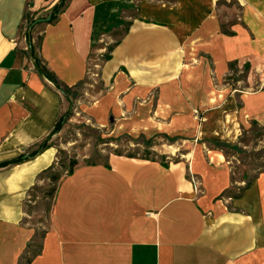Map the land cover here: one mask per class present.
Here are the masks:
<instances>
[{"label": "crops", "instance_id": "1", "mask_svg": "<svg viewBox=\"0 0 264 264\" xmlns=\"http://www.w3.org/2000/svg\"><path fill=\"white\" fill-rule=\"evenodd\" d=\"M57 1L0 0V264H264V170L234 179L224 151L264 125V0H64L29 24ZM103 42L84 113L153 156L65 172L39 235L25 199L55 149L31 153Z\"/></svg>", "mask_w": 264, "mask_h": 264}, {"label": "rangeland", "instance_id": "2", "mask_svg": "<svg viewBox=\"0 0 264 264\" xmlns=\"http://www.w3.org/2000/svg\"><path fill=\"white\" fill-rule=\"evenodd\" d=\"M222 6L221 11L231 10L233 18L239 14L233 1L222 3ZM44 13V10L40 12V14ZM226 23L222 20L221 25L227 29ZM103 45L104 50L97 53L99 56L95 54L91 56L88 76L84 81L63 92L65 106L61 115L63 118L61 128L51 131L43 140L45 146H54L55 154L51 161L53 167L35 184L25 199L27 210L25 219L30 225L33 224L36 227L37 234H42L49 223V212L54 194L50 192L57 184V181L48 178V174L56 173L62 177L69 169L71 162L77 164L105 162L111 153L120 152L128 155L139 153L153 156L150 143L140 145L138 141H130L128 138L114 139L110 136L108 128L99 127L84 113L85 104H88L90 99L103 90L98 74L103 58L100 55L106 54L110 44L103 42ZM231 70L228 77L230 80L243 79L250 71L249 66L246 69L243 66H232ZM234 141L224 149L225 156L232 167L234 179L246 178L247 180L262 172L264 170V125L259 126L252 123L247 127L243 126Z\"/></svg>", "mask_w": 264, "mask_h": 264}, {"label": "trees", "instance_id": "3", "mask_svg": "<svg viewBox=\"0 0 264 264\" xmlns=\"http://www.w3.org/2000/svg\"><path fill=\"white\" fill-rule=\"evenodd\" d=\"M64 3V0H58L57 1V3L52 7V9H51V13L49 14L50 16H49V21H51V20H53V17L56 15V13L63 7V4ZM36 19H34V18H31V20L29 21V24H31L33 21H35ZM117 33H119L120 34V32H117ZM116 32H115V35L117 34ZM110 49H111V47H110ZM36 69H37V71H38V73L39 74H41V75H43V76H46V77H48L49 79H52V80H54V78H53V76H51V74L49 73V71L46 69V68H44V67H42L40 64H39V62H36ZM246 67H248V63H245V65H244V68L246 69ZM62 90H64V92L67 90V88H65V87H62ZM62 120H63V118H60L59 119V121H57L56 122V124L54 125V127H53V129L51 130V131H53V130H57V129H59V128H61V123H62ZM50 131V132H51ZM49 132V133H50ZM44 143L45 142H43V140L37 145V147H36V149L35 150H33V152L31 153V155L33 156L34 154H36V153H38V152H40V151H42L43 149H46V147H48V146H45L44 145ZM220 144V143H219ZM218 144V145H219ZM19 160V159H18ZM77 163L76 162H71V165L69 166V169L66 171L67 173H69V172H71V170L73 169V167L76 165ZM52 164L50 163V164H48V166L46 167V168H44L40 173H39V175H38V177L41 179V178H43V176L46 174V173H49V171L52 169ZM47 175V174H46ZM51 178V180L52 181H59L60 180V178H61V176H58V174H56V173H50V174H48V178ZM55 192V189H54V187H53V191H51L50 192V194H53Z\"/></svg>", "mask_w": 264, "mask_h": 264}, {"label": "water", "instance_id": "4", "mask_svg": "<svg viewBox=\"0 0 264 264\" xmlns=\"http://www.w3.org/2000/svg\"><path fill=\"white\" fill-rule=\"evenodd\" d=\"M49 20V16L48 17H43V18H37L35 21H33L31 23V26H33L34 24H37V23H41V22H44V21H48Z\"/></svg>", "mask_w": 264, "mask_h": 264}]
</instances>
